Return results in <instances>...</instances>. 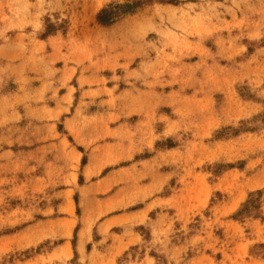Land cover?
<instances>
[{
    "label": "rangeland",
    "instance_id": "rangeland-1",
    "mask_svg": "<svg viewBox=\"0 0 264 264\" xmlns=\"http://www.w3.org/2000/svg\"><path fill=\"white\" fill-rule=\"evenodd\" d=\"M0 264H264V0H0Z\"/></svg>",
    "mask_w": 264,
    "mask_h": 264
},
{
    "label": "trees",
    "instance_id": "trees-1",
    "mask_svg": "<svg viewBox=\"0 0 264 264\" xmlns=\"http://www.w3.org/2000/svg\"><path fill=\"white\" fill-rule=\"evenodd\" d=\"M140 1H133L132 4L125 3V4H110L107 7L101 9L99 12L97 19L100 23H111L113 22L118 16H120L124 12L132 11L136 5H139Z\"/></svg>",
    "mask_w": 264,
    "mask_h": 264
}]
</instances>
